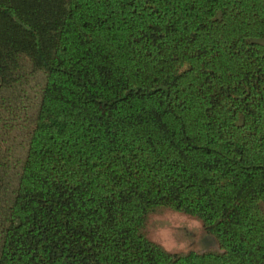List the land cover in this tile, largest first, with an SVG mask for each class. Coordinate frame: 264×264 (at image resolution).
<instances>
[{"label": "trees", "instance_id": "obj_1", "mask_svg": "<svg viewBox=\"0 0 264 264\" xmlns=\"http://www.w3.org/2000/svg\"><path fill=\"white\" fill-rule=\"evenodd\" d=\"M263 203L264 0H0V264H264Z\"/></svg>", "mask_w": 264, "mask_h": 264}, {"label": "rangeland", "instance_id": "obj_2", "mask_svg": "<svg viewBox=\"0 0 264 264\" xmlns=\"http://www.w3.org/2000/svg\"><path fill=\"white\" fill-rule=\"evenodd\" d=\"M262 209L264 210V203ZM146 231L150 240L173 253L201 252L215 246L213 238L205 232L201 222L181 212L164 210L151 214Z\"/></svg>", "mask_w": 264, "mask_h": 264}]
</instances>
